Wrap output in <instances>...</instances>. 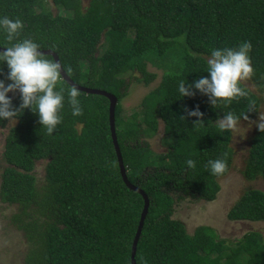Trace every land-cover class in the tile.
Returning <instances> with one entry per match:
<instances>
[{
    "label": "trees",
    "instance_id": "trees-1",
    "mask_svg": "<svg viewBox=\"0 0 264 264\" xmlns=\"http://www.w3.org/2000/svg\"><path fill=\"white\" fill-rule=\"evenodd\" d=\"M39 2L0 0V16L21 19L24 28L18 39L31 38L41 50L54 51L75 83L118 98L116 134L127 177L150 200L136 263L264 264L261 233L248 232L234 248L209 226H199L191 234L173 217L175 206L187 198L216 200L221 191L218 180L233 164L232 131L223 132L212 123L229 110L246 113L243 121L259 114L264 93V0H90L85 11L81 0H53L72 16L46 12ZM243 41L252 45L249 80L255 91L241 82L247 95L216 108L198 92L180 99V80L191 83L207 76L211 49L237 47ZM9 43L0 34V46ZM147 62L160 65L162 80L142 100L141 113L123 118L121 102L129 83L122 75L139 71L142 76L132 75L130 80L149 85L156 74L147 71ZM0 73L5 79L6 65ZM58 86L71 88L62 79ZM9 96L18 106L19 93ZM79 99L82 114L73 116L65 94L62 121L53 134L40 128L38 116L25 109L6 137L0 197L17 206L9 224L28 246L22 264H132L144 199L122 178L109 125V100L82 91ZM196 105L205 125L193 126L194 117L179 118L185 106ZM8 124L0 122V127ZM142 125L154 133L163 125V134L171 138L158 156L159 165L152 162L149 145H140ZM189 158L195 168H187ZM217 158L228 165L221 175L206 167L209 159ZM39 162H45L41 180L35 173ZM243 175L249 181L264 180V132L257 130L251 140ZM228 219L264 223V191L246 190Z\"/></svg>",
    "mask_w": 264,
    "mask_h": 264
},
{
    "label": "clouds",
    "instance_id": "clouds-1",
    "mask_svg": "<svg viewBox=\"0 0 264 264\" xmlns=\"http://www.w3.org/2000/svg\"><path fill=\"white\" fill-rule=\"evenodd\" d=\"M23 28L21 19L0 16V34L10 42L7 46H0V67H7L6 78L0 79V122H16L27 109L38 116L40 128L45 129L48 134H53L62 121L65 94L72 115L82 114L79 91L74 86L67 91L63 86H58L70 68H66L58 57L41 51V45L33 39H18ZM251 48L249 41H243L237 47L211 49L204 71L207 76H200L191 83L180 80L177 84L180 99L194 97L198 92L207 97L208 102L216 108L219 104L226 105L246 96L247 92L241 87V82L253 74ZM17 92L20 103L14 106L9 93L15 95ZM183 112L185 115L179 117L183 121L194 117L193 126L205 125L204 113L199 105L192 108L185 106ZM242 119H248L246 113L237 114L229 110L223 112L222 117L212 124L223 132H231L236 130ZM255 125L261 133L264 132V115L259 114ZM185 164L188 169L196 166V162L191 158L187 159ZM227 166V162L220 158L209 159L206 165L213 175L223 174Z\"/></svg>",
    "mask_w": 264,
    "mask_h": 264
},
{
    "label": "rangeland",
    "instance_id": "rangeland-1",
    "mask_svg": "<svg viewBox=\"0 0 264 264\" xmlns=\"http://www.w3.org/2000/svg\"><path fill=\"white\" fill-rule=\"evenodd\" d=\"M84 11L87 9L90 0H81ZM46 12H52L54 15L72 16L73 13L66 11L61 6H56L53 0H40L39 2ZM40 7L36 10L40 11ZM129 37L134 38V33L129 34ZM102 51L98 53L100 55ZM147 71L156 74V79L149 85L138 83L135 79L130 77H141L139 71L127 73L122 75L129 83L128 94L122 99V117H131L133 113H141L143 111L141 103L146 95L156 89L163 77V69L160 65H152L146 63ZM87 65L84 64L86 69ZM245 86L255 91L249 79L242 82ZM263 102L259 111L260 115H264V93ZM258 116L251 121L241 120L236 128L232 131L231 147L234 149L235 154L233 164L229 172L218 181L221 185L217 199L214 201L195 200L187 198L175 206V213L173 217L182 221L189 233L194 231L199 226H209L212 228L216 235L223 240L226 245L232 242L235 248L237 242L241 240L248 232L257 231L261 233L264 240V223H252L243 221H230L228 213L230 209L240 200L248 189H260L264 191V180L261 178L249 181L245 179L243 170L245 168L246 158L251 146V140L257 132L255 122ZM139 115L137 117L140 118ZM139 121V120H138ZM15 122L9 123L5 128L0 127V157L5 148V140L9 133L10 128ZM159 132L154 133L151 130H146V126L142 125L145 130L144 134L140 137V145H149L151 151V160L155 165L161 164L158 156L166 151V140H171L163 134V125L159 127ZM153 168V167H152ZM35 173L41 180L45 175V162H39L36 166ZM15 204L10 205L4 202L0 197V264H22L24 253L27 251V243L22 233L13 229L9 224V217L12 213L17 211Z\"/></svg>",
    "mask_w": 264,
    "mask_h": 264
},
{
    "label": "water",
    "instance_id": "water-1",
    "mask_svg": "<svg viewBox=\"0 0 264 264\" xmlns=\"http://www.w3.org/2000/svg\"><path fill=\"white\" fill-rule=\"evenodd\" d=\"M0 50H2V49H0ZM41 51H43L46 54L50 53L54 57L59 58V56L52 50H41ZM61 79L64 80L65 82H67L71 87L74 86L79 91L85 92L87 94H92V95H100V96L106 97L109 100V125H110L112 141H113L115 151L117 154L122 178H123V180H124V182L128 188L138 192L144 199V207H143V211L141 213V217L139 220L137 232H136L134 240H133L132 253H131V263L137 264L136 263L137 246H138V242L140 240L141 234H142V230L144 227L145 220H146L148 212H149L150 200H149L148 195L142 189L133 185L128 180V177H127L126 166L124 164L123 156L121 153L120 145L118 143V138H117V134H116V131H117V128H116V106L118 103V98L113 93H110V92L105 91L103 89L90 88V87H84L82 85H79V84L75 83L67 73Z\"/></svg>",
    "mask_w": 264,
    "mask_h": 264
}]
</instances>
